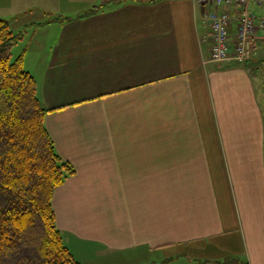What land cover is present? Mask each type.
<instances>
[{
    "label": "crops",
    "instance_id": "crops-1",
    "mask_svg": "<svg viewBox=\"0 0 264 264\" xmlns=\"http://www.w3.org/2000/svg\"><path fill=\"white\" fill-rule=\"evenodd\" d=\"M63 2L90 3L0 0V16ZM212 8L125 0L35 27L26 44L45 126L74 168L52 206L80 264H264V30L252 58L210 61Z\"/></svg>",
    "mask_w": 264,
    "mask_h": 264
},
{
    "label": "trees",
    "instance_id": "trees-1",
    "mask_svg": "<svg viewBox=\"0 0 264 264\" xmlns=\"http://www.w3.org/2000/svg\"><path fill=\"white\" fill-rule=\"evenodd\" d=\"M124 1L100 0L76 17ZM69 19L59 14L44 23ZM20 38L0 17V264H80L63 242L52 206L54 189L74 168L58 155L45 126L48 109L24 66L25 50L11 59Z\"/></svg>",
    "mask_w": 264,
    "mask_h": 264
},
{
    "label": "built area",
    "instance_id": "built-area-1",
    "mask_svg": "<svg viewBox=\"0 0 264 264\" xmlns=\"http://www.w3.org/2000/svg\"><path fill=\"white\" fill-rule=\"evenodd\" d=\"M202 5L212 6L205 13L210 29L212 45L209 60L223 63L230 60L244 62L257 55L260 48V37L257 30H264V15H258L251 8L257 5L264 8V0H195ZM234 37L231 38L229 28L233 18Z\"/></svg>",
    "mask_w": 264,
    "mask_h": 264
},
{
    "label": "rangeland",
    "instance_id": "rangeland-1",
    "mask_svg": "<svg viewBox=\"0 0 264 264\" xmlns=\"http://www.w3.org/2000/svg\"><path fill=\"white\" fill-rule=\"evenodd\" d=\"M90 3L85 7L86 2H72V3H56L52 5H38L39 7H36L32 9L31 11H25L22 14H14L13 15H5L0 16L1 18L6 19L13 32L19 33L21 35L20 40L13 46L12 48V55L11 59L14 60L16 57L19 56V54L25 49L26 44L30 41V38H33L34 35L32 33L35 30V27H38L37 29L43 27L44 25H47L48 23H44V21L47 20V17L51 16H58L59 14L64 17H73L76 12H81L87 8H89L93 4V0H89ZM100 0L94 1V4H98ZM83 3V4H82ZM54 6V7H53ZM46 7V8H45ZM48 8H51L50 10H47ZM54 8V9H53ZM252 8V6H251ZM264 11V9H262ZM256 13V12H255ZM40 33L39 30H37V34ZM36 38V35H35ZM261 54H264V52L260 51ZM258 75L256 76V84L257 89L260 92V97L264 95V63L258 68L257 70ZM264 102V101H262ZM137 262V263H134ZM147 262V261H145ZM167 261L164 259H159L154 264H166ZM129 264H144L141 261H130ZM153 264V263H150Z\"/></svg>",
    "mask_w": 264,
    "mask_h": 264
}]
</instances>
